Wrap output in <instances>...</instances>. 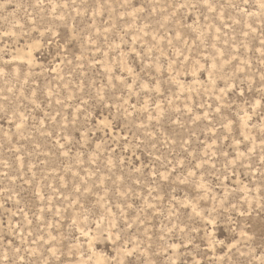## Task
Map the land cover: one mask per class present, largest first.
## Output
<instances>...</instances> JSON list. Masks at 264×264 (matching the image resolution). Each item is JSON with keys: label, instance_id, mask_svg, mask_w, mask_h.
<instances>
[{"label": "rangeland", "instance_id": "374dc122", "mask_svg": "<svg viewBox=\"0 0 264 264\" xmlns=\"http://www.w3.org/2000/svg\"><path fill=\"white\" fill-rule=\"evenodd\" d=\"M0 264H264V0H0Z\"/></svg>", "mask_w": 264, "mask_h": 264}]
</instances>
